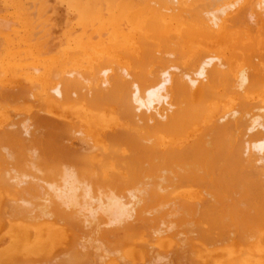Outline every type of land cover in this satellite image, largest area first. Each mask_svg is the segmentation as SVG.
<instances>
[{
  "label": "bare ground",
  "instance_id": "obj_1",
  "mask_svg": "<svg viewBox=\"0 0 264 264\" xmlns=\"http://www.w3.org/2000/svg\"><path fill=\"white\" fill-rule=\"evenodd\" d=\"M72 1L0 17V264H264V0Z\"/></svg>",
  "mask_w": 264,
  "mask_h": 264
},
{
  "label": "rangeland",
  "instance_id": "obj_2",
  "mask_svg": "<svg viewBox=\"0 0 264 264\" xmlns=\"http://www.w3.org/2000/svg\"><path fill=\"white\" fill-rule=\"evenodd\" d=\"M5 1H6V4H5ZM44 1H45V4H44ZM7 2H8L7 0H0V12H1L0 15L1 14H3V15L5 14L6 16L5 15L4 16L6 18H10V19L14 18L15 19V20L13 19L12 20V23H11V27L13 29H16L19 32H21L20 30L25 31V29H23L21 27L20 21L22 22L23 18H25V16H28L31 19V23L34 24V29H33L32 33L33 32L35 33V35L33 33V38H35V40H39V42H44V37L41 34V31H39L41 29L37 27L38 23L41 24V22H43L46 25V29L48 28L49 31L51 32L50 36H48V38H46V39H48L47 40V43H45L44 45H45V47H47V46L48 47H51V46L54 45L53 47H54L55 52L52 55L51 54L50 55L43 54L42 57H45V58L50 59L51 56H57L58 54H62V52L65 50V47L67 45H69L70 43L73 46L78 45V42L76 40H78L80 34H83L85 32V29L82 30V28H81V22H79V20L81 18V15H80V13H79V11L77 9L76 4L72 0H50V1L49 0H43V1H40V0H38V1H35V0H30V1L29 0H24V7H26V8L22 11L23 14L25 13L24 16H22V17H14V14L12 15V13H13L12 11H14V8L12 9L11 3H7ZM41 6L42 7H46L47 6V7L44 8L45 10L44 9L41 10L40 9ZM9 11H10V13H9ZM41 11H42V13H39ZM7 12L9 13V15H8ZM3 15H1L0 17H3ZM15 15H16V13H15ZM7 16H9V17H7ZM10 16H12V17H10ZM18 18H20V19L22 18V19L20 20ZM13 21H15L16 25H14V22ZM18 23H19V25H18ZM48 25H49V27H48ZM53 25H54V27H53ZM17 26L20 27L19 30H18V27ZM77 28H79L78 31L75 30ZM7 32L10 33L12 31L11 30H8ZM71 32H72V34H70ZM10 34L12 35V33H10ZM4 35H6V32L4 33ZM52 37H54V38H52ZM11 38L14 39V36H11ZM63 41H64V43H63ZM56 42H57V44H54ZM41 47H42V45H41ZM44 49H46V48H44ZM22 51L23 52H26L27 51V48L26 47L25 48L23 47L22 50L21 49H18L17 51H13L12 53L18 54V58H20L21 55L28 57L27 54H24ZM25 62L27 63V61H23L22 63L24 64ZM35 82L37 83L38 81H34L33 82L34 85H37L38 83L36 84ZM4 194H5V192H4ZM5 218L6 217H2V220L3 221L2 220L0 221V224H1L0 225L1 226L0 227V232H1L0 233V236L4 233V231H5L4 229L7 228L5 226L6 225V220H8V221H10V220L12 221L13 220L12 218H6V219ZM2 229H3V231H1Z\"/></svg>",
  "mask_w": 264,
  "mask_h": 264
}]
</instances>
